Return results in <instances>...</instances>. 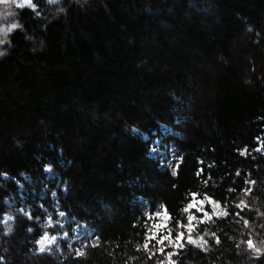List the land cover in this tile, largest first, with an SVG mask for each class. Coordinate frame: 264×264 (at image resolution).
Wrapping results in <instances>:
<instances>
[{"label": "trees", "instance_id": "trees-1", "mask_svg": "<svg viewBox=\"0 0 264 264\" xmlns=\"http://www.w3.org/2000/svg\"><path fill=\"white\" fill-rule=\"evenodd\" d=\"M33 3L0 56V264H264V0Z\"/></svg>", "mask_w": 264, "mask_h": 264}, {"label": "snow or ice", "instance_id": "snow-or-ice-1", "mask_svg": "<svg viewBox=\"0 0 264 264\" xmlns=\"http://www.w3.org/2000/svg\"><path fill=\"white\" fill-rule=\"evenodd\" d=\"M16 6L19 7V8H24L25 6H28V7L32 8V9H35L36 8V4L33 3V0H26V2L23 3V4H21V3L18 2L16 4ZM39 14H40L39 12L36 13L37 16ZM134 131H136V130L134 129ZM257 140H259V137H257ZM259 150H260L259 148L256 149V151H259ZM241 154H244V153L241 152ZM202 171H203V169L198 170L197 175H199L200 172H202ZM4 175H6V174H4ZM236 175L239 176L240 173L237 172ZM246 183H254V182H247L246 181ZM229 191H234V189H229ZM244 191L247 192V191H250V189H244ZM192 196L193 197H196L197 196V193H192ZM200 203L203 204L204 201H200ZM240 204L243 205L244 204V201L241 200L240 201ZM191 206L192 205L190 204L189 207H191ZM185 210L187 211V209H185ZM21 211H23V209H21ZM165 211H166V209H165ZM25 215H27L28 218L31 219V214L30 213H25ZM59 215L60 216H64L66 214L64 212H60ZM156 215H160V213H157ZM237 215H239V213H237ZM36 219L39 220V217H37ZM192 219H194V217L189 216V220L191 221ZM49 223H51V217H49ZM245 223L247 224V221H245ZM186 227L188 228L189 233H190L191 230H192L193 225L189 224ZM29 231H32V229H29ZM64 235L67 236V233L65 232ZM212 235L215 236V233H212ZM46 237H48V232L47 231L40 238V240H37L36 241V243L37 244H40V243L44 242ZM55 239H56V237L55 236H52L51 239L48 240L47 242L48 243H51ZM158 239H159V243H161L162 245H163L164 241H168L170 244H173L175 246V248H177V249H182V248L185 247V243H184V232L183 231L179 232L174 237H172L171 235H162V236H159ZM187 242L188 243H193V237L191 236V234L188 235ZM216 242L219 243V238L218 237L216 238ZM241 243H245L247 245V247L250 250L253 251L256 259H259L262 255H264V248H262V247H255L254 244H253V240L252 239H247L245 241H242ZM145 247H147V245H145ZM237 247H239V245H237ZM159 251L163 252L164 251V247H161L159 249ZM77 254L80 255L81 253H77ZM167 255L170 258L173 255V253L172 252H168ZM0 260H3V257H0ZM160 264H163V262L161 261ZM170 264H176V262L175 261H170Z\"/></svg>", "mask_w": 264, "mask_h": 264}, {"label": "rangeland", "instance_id": "rangeland-1", "mask_svg": "<svg viewBox=\"0 0 264 264\" xmlns=\"http://www.w3.org/2000/svg\"><path fill=\"white\" fill-rule=\"evenodd\" d=\"M0 7H3V5H0ZM13 9L15 10L17 8L16 4L12 5ZM9 19L11 20V17H9ZM6 42L2 45H0V49H4V46H5ZM160 142H157V145H159ZM154 154L157 156V157H163L164 156V152L160 149H158L157 147L154 148L153 150ZM171 152V151H170ZM172 155V154H171ZM177 164H178V160L175 158V156L172 155L171 157V167L173 170H175V168L177 167ZM200 201H204L203 204L200 203ZM191 207H189L190 209H193V210H196L198 211L199 213L203 214L204 215V219H210L211 217L213 216H222L225 214V210L216 202L212 201V200H199V199H194L191 203ZM206 206H209L210 207V210H211V214L208 213V211L205 209ZM159 220L158 222L155 224V233H154V236L155 234H157L159 231H161L163 228L166 227L167 225V221H168V217L166 215H162L160 217H158ZM194 220L195 219H192L190 221V224L193 225L194 227ZM54 226V225H52ZM192 227V229H193ZM188 229V228H187ZM189 231V230H188ZM89 235V234H88ZM54 236L52 234H48V237L45 238V241L38 244L39 246V250L40 252L42 253H45V252H49L50 249L55 246L56 244V241H57V237L54 241H52L51 243H48L47 241L51 239V237ZM94 234L91 235V237L93 238ZM85 240V236L81 237V241L84 242ZM193 243L197 246H202L203 245V240L201 238H193Z\"/></svg>", "mask_w": 264, "mask_h": 264}, {"label": "clouds", "instance_id": "clouds-1", "mask_svg": "<svg viewBox=\"0 0 264 264\" xmlns=\"http://www.w3.org/2000/svg\"><path fill=\"white\" fill-rule=\"evenodd\" d=\"M25 3L26 0H0V45L4 44L8 41V33L11 32L14 28L19 27L20 25L18 22L15 21L14 17L16 15L15 10L13 9L12 5L17 3ZM49 4L57 3L58 0H47ZM59 12L65 11L64 8H58ZM12 17L13 19H9ZM6 49H0V56L6 55Z\"/></svg>", "mask_w": 264, "mask_h": 264}]
</instances>
